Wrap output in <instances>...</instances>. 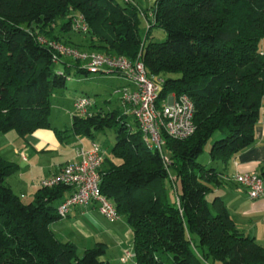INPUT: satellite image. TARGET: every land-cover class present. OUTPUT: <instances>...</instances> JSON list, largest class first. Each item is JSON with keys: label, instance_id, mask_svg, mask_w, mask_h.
I'll list each match as a JSON object with an SVG mask.
<instances>
[{"label": "trees", "instance_id": "16d2710c", "mask_svg": "<svg viewBox=\"0 0 264 264\" xmlns=\"http://www.w3.org/2000/svg\"><path fill=\"white\" fill-rule=\"evenodd\" d=\"M147 13L134 0H0V132L25 137L48 128L95 143L97 132L113 131L108 154L101 150L99 188L132 228L134 264H264V246L239 231L220 196L207 198L222 183L221 171L198 161L215 132L208 150L214 163L226 164L254 143L264 98V0H154ZM80 15L88 26L83 33L72 27ZM154 28L163 30V40H154ZM38 37L141 60L149 77L164 76L158 107L171 94L192 100L194 132L163 133L162 151L149 148L119 92L107 107L73 96L72 110L79 96L89 99L87 113L71 110L69 129H54L53 94L89 71ZM17 170L0 155V264H110L104 242L80 254L50 229L68 215L57 206L70 187L39 183L24 203L5 183ZM258 173L264 180V167ZM169 187L177 200L168 198Z\"/></svg>", "mask_w": 264, "mask_h": 264}, {"label": "built area", "instance_id": "2783aa9c", "mask_svg": "<svg viewBox=\"0 0 264 264\" xmlns=\"http://www.w3.org/2000/svg\"><path fill=\"white\" fill-rule=\"evenodd\" d=\"M72 27L73 30L82 33L88 29L87 23L81 15L73 20ZM38 40L57 52L80 59L83 67L89 72H119L121 75L127 76L130 79L129 83L117 89V92H119L123 103L130 104V113L135 116L142 131V139L149 148L162 151L163 133L173 138H185L194 132V104L192 100L185 94L179 96L171 94L158 107L156 101L164 80L160 77L155 80L149 77L141 60L130 62L123 55L82 51L42 37H38ZM89 104V99L79 96L73 103L72 113L86 114ZM75 153L77 160L67 161L55 173L40 181V185L45 187H54L58 184L70 187L68 194L60 200L57 206L58 214L65 217L73 206L95 203L99 212L108 221L117 220L120 216L115 206L109 198L101 193L99 188V167L102 161L100 146L97 143H92L89 148L80 146L76 148ZM163 159L168 162L164 155ZM231 179L245 186L251 198L257 199L264 196V180L258 172L235 173ZM125 254L128 257L129 251L126 250Z\"/></svg>", "mask_w": 264, "mask_h": 264}, {"label": "crops", "instance_id": "0c3cea01", "mask_svg": "<svg viewBox=\"0 0 264 264\" xmlns=\"http://www.w3.org/2000/svg\"><path fill=\"white\" fill-rule=\"evenodd\" d=\"M72 101L69 112L72 110ZM52 127L56 130H61L57 126L52 125ZM11 131L14 130L4 133L9 134ZM16 136L14 138L11 137L10 141L6 140V146L4 143L1 144L0 155L4 159H6V156L10 157L9 159L11 160L9 161H16L18 170L14 174H17V178L22 179L21 187L16 186V189L21 191V189L29 187L33 192L32 196H34V193L39 188L40 181L44 177L56 172L67 161L77 160L75 151L78 146L89 147L82 140V136L66 135L67 137L60 138L52 129H38L24 137L32 138L36 148L28 141H25L24 144L31 145L37 154L61 151L62 155L67 156V152H69L70 156L52 167L46 164L36 167L34 164L29 165V157L24 154V146L22 143L20 144ZM254 137L255 140L252 146L238 152L226 164L214 163L209 156H206L205 164H214L221 171L223 181L213 192L225 202L227 210L234 218L239 231L253 237L257 243L264 246V196L252 199L245 188L236 182L230 181L235 173L259 172L261 167H264V112L260 114L256 123ZM3 151H5L6 156L2 155ZM21 154L25 155V159L22 158ZM18 159L24 162L23 167L22 164L17 163ZM47 169H49L48 172H46ZM24 176L31 177L30 184L27 180H24ZM171 176L175 178V173ZM8 185L14 191L13 186L11 184ZM121 218L123 217H119L115 221H108L99 212L95 203H89L85 206H73L65 218L52 222L50 229L57 237L75 243L77 249H85L94 246L97 242H104L107 245L105 257L110 264L112 261H115V264H117L116 262L119 264H134L133 231L126 220ZM124 249L129 251L131 255L126 261H122L120 257Z\"/></svg>", "mask_w": 264, "mask_h": 264}, {"label": "rangeland", "instance_id": "374dc122", "mask_svg": "<svg viewBox=\"0 0 264 264\" xmlns=\"http://www.w3.org/2000/svg\"><path fill=\"white\" fill-rule=\"evenodd\" d=\"M134 2L137 3L143 10H146L149 12V14L147 13L144 15L145 18L151 17L150 16L151 8L153 7L154 0H134ZM145 22L146 20L144 19V23ZM145 27H146V23L144 24V26H142L143 31L145 30ZM58 29L59 27L57 26L56 31H58ZM152 33L154 35V40L156 41H161L165 38V33L160 28H154ZM261 46L264 47V41L261 42ZM159 77L164 78L163 75H160ZM129 80L130 79L127 76L119 75L115 72L105 73V72L98 71V72H89L86 75L85 74L72 75L66 81V88L56 90V92L52 96V108H51L50 116H49L50 124L53 126H57L60 129H65V128L69 129L70 124H71V118H70L71 114L69 112V109L71 106V101L73 99V96L86 94L90 97L92 102L94 101L98 105L103 106V107H105L106 105L109 106V103L106 102V100L111 99L112 101H114L115 99H117L118 97L117 88L121 87L123 84H128ZM262 112H264V98H262L261 103H260V114H262ZM12 135L16 136L17 134L15 131H11L9 134L0 133V149H1V144L3 143L6 146V140L10 141L11 137L14 138V136ZM16 137H18L20 144L22 143L24 146L23 147L24 148L23 150H25L24 154L27 157H29V160H30L29 165L34 164L36 167H38L39 165L41 166L42 164H46L47 166L52 167L55 164H58L59 162L66 160L70 156L69 152H67V156H64L61 154V151L60 152L50 151V152L37 154V152H35L32 148V146L35 147V142L32 140V138H24L19 135H17ZM217 137H219V134L215 132L210 138V140L204 145L203 151L198 158V161L201 162L202 164L206 163L205 159H206V156L207 157L209 156L208 150L210 148V145L212 141L216 139ZM81 138L85 144H87L89 147L91 146L92 144L91 139L86 138V137H81ZM25 141L30 142L32 146L30 145L31 146L30 147L26 143L24 144ZM94 142L100 146V149L102 150V152L108 154V151L110 150L111 146L114 143V132L111 130H107L104 132H97L95 134ZM3 152L4 153H2V155L6 156L5 151ZM164 152L167 153L165 148H164ZM24 154L23 155L21 154L23 159H25ZM166 157H167L166 161L169 162L170 159L168 158V156ZM5 158L8 160H11L9 159L10 157L6 156ZM17 163L22 164V167H23V163H24L23 161L18 159ZM207 165H209V163ZM48 170L49 169H47L46 172H48ZM173 173L174 172L171 169L168 170V176L169 178H171V180H174V178L171 176L173 175ZM24 180H27L28 183L30 184L31 177L24 176ZM21 181L22 179L17 178V174H13L6 179L5 183L11 184L16 194L18 195L23 194L21 195L22 196L21 200L24 203H28L33 199L32 198L33 192L29 187L25 189H21V191H17L18 189H16V186L21 187L20 186ZM230 181H233V180L230 179ZM176 187L179 190L178 182L176 183ZM242 187L248 190L245 186H242ZM175 193L176 191L172 189L171 187L167 189L168 198L170 200L174 198L177 200V196ZM215 195L217 194H215L214 192H211L207 195V198L211 199ZM82 250L83 249L78 248V253L81 254ZM122 252L123 253L120 256L121 260L126 261L131 256L130 252H129L128 257L125 256L126 249H124ZM116 263L119 264L118 262ZM204 263L210 264L207 260H204ZM111 264H115V261H112Z\"/></svg>", "mask_w": 264, "mask_h": 264}]
</instances>
